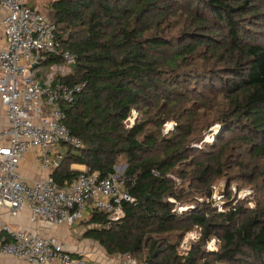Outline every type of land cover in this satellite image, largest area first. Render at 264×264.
<instances>
[{
	"label": "trees",
	"instance_id": "16d2710c",
	"mask_svg": "<svg viewBox=\"0 0 264 264\" xmlns=\"http://www.w3.org/2000/svg\"><path fill=\"white\" fill-rule=\"evenodd\" d=\"M255 1L53 0L46 6L55 38L76 61L52 82L85 85L63 106L65 125L83 148L67 147L49 177L62 186L79 173L71 167L82 165L102 179L122 161V189L136 201L123 205L118 222L102 212L86 222L83 238L107 256L143 264H264V34L247 28L260 15ZM64 63L44 56L35 69ZM44 77L37 72L41 83ZM132 110L137 118L127 129ZM168 123L174 124L169 131ZM216 124L220 135L203 143L202 132ZM222 181L251 188L254 209L234 206L231 192L221 213L205 204ZM195 197L204 202L178 213L177 201ZM193 231L197 241L179 254ZM211 241L214 251L206 249Z\"/></svg>",
	"mask_w": 264,
	"mask_h": 264
},
{
	"label": "built area",
	"instance_id": "2783aa9c",
	"mask_svg": "<svg viewBox=\"0 0 264 264\" xmlns=\"http://www.w3.org/2000/svg\"><path fill=\"white\" fill-rule=\"evenodd\" d=\"M0 9L5 12L0 101L7 118L8 140L0 145V257L29 264H97L86 257H74L53 237L13 229L1 220L4 214L15 220L27 210L28 224L33 228L40 223L71 228L90 211L105 213L110 222H118L124 217L123 205L136 201L123 191L121 176L99 179L85 169L58 186L50 177L30 181L20 175L18 167L28 154H33L35 164L50 176L60 159L57 147L83 148V141L65 125L63 106L72 105L85 85L70 86L51 79L41 83L34 66L38 67L44 56L60 57L69 64L74 62L73 56L55 38V26L27 6L26 0H0ZM135 117L132 110L125 123L131 127ZM168 201L175 204L173 199ZM184 210L177 208L178 213ZM197 239V232L187 233L180 243L181 254L186 255ZM111 264L137 262L123 256Z\"/></svg>",
	"mask_w": 264,
	"mask_h": 264
},
{
	"label": "crops",
	"instance_id": "0c3cea01",
	"mask_svg": "<svg viewBox=\"0 0 264 264\" xmlns=\"http://www.w3.org/2000/svg\"><path fill=\"white\" fill-rule=\"evenodd\" d=\"M26 1H29L30 4L33 3L34 6H31L32 8H35L38 11L42 10V6L37 5L34 0ZM29 3L27 2L28 5ZM4 16L5 12L0 9V49L5 47V38L3 34ZM1 77L2 73L0 72V78ZM6 130L7 118L5 115V110L0 101V145H5L8 142L7 138L5 137ZM71 168L77 171L85 170V167L82 165H73ZM18 172L22 177L30 181H36L49 177V173L47 171L41 169L35 164L33 154H28L23 159V161H21L18 167ZM92 213L93 212L88 211L85 218L71 228H68L64 225H49L46 223H40L36 228H33L28 224L29 212L27 210H23L15 220L9 219L5 214L2 216L1 220L4 224H9L13 229H23L30 232L39 233L44 237L55 238L64 247V249L70 252L73 256L86 257L97 264H111L112 261L115 260L114 257L107 256L105 251L97 242L91 239L83 238L85 229L88 228L86 222L91 218ZM0 264L29 263L11 258L0 257Z\"/></svg>",
	"mask_w": 264,
	"mask_h": 264
},
{
	"label": "rangeland",
	"instance_id": "374dc122",
	"mask_svg": "<svg viewBox=\"0 0 264 264\" xmlns=\"http://www.w3.org/2000/svg\"><path fill=\"white\" fill-rule=\"evenodd\" d=\"M34 1L36 2L37 5L42 6V10H39V11L44 16H46L45 15V8L53 0H34ZM27 2L29 3V1H26V4H27ZM28 6L30 8H32L31 6H34V5H33V3H31V4L29 3ZM253 6H254V8H258L260 10L259 11L260 15H258L257 18H253L251 20L252 23H247V28L250 29L251 31L256 32L257 34L261 33V35H263L264 34V0L255 1L253 3ZM262 42H264V41H262ZM74 63H76V61H74ZM70 64L66 62L62 66L56 67L53 69L46 68V69L42 70L40 68L38 70V73L41 74V77H42V75L43 76L45 75V77L43 78V81H48L50 79L52 80V78H55L56 76L67 74L68 72H71V71H69ZM192 95H194V94H192ZM135 118H137V113H136ZM134 121H133V123H134ZM125 124H126L125 126L127 129L130 128L128 123H125ZM173 127H174L173 123H168L166 125V129L168 131L170 129H172ZM220 133H221L220 126L218 124H216L215 126L211 127L209 130L202 132V134H201L202 142L207 143V144H213L214 141L216 140V138L220 135ZM229 137H233V136H229ZM192 147L198 148L199 144H192ZM67 149L68 148L66 146H59V147H57L56 150H57V153L63 154L67 151ZM125 168H126L125 164L122 163V161H119L118 164L114 168L115 175L118 177L122 176V174L125 171ZM227 192L232 193L231 194V196H232L231 202H233L234 206H237V204H239V205L241 204L242 206L248 208L249 210L254 209V203H253L254 191L251 188L243 186V185L242 186H236V185L229 186V184L224 183V181L217 183L216 186L213 187L212 199L210 201H206L205 204L210 203L214 208H216L218 213L223 212L224 207L226 206V202H227V199H226ZM194 200L195 201L193 203L188 202V203H184V204H181L179 201H177L176 209L178 208V206L180 204H181L180 206H182V208L194 209V208H196V204H202L204 202V200L201 199L200 197H195ZM87 213H88V211L84 212V216H86ZM206 249L208 251L216 250L215 242L214 243H212V241L208 242V244H206ZM178 253L181 254L180 248H179ZM121 257H123V256L117 255L114 258L116 260V259L121 258ZM131 258H133V257H131ZM133 259L137 262V264H143L138 259H136V258H133Z\"/></svg>",
	"mask_w": 264,
	"mask_h": 264
},
{
	"label": "water",
	"instance_id": "95a60500",
	"mask_svg": "<svg viewBox=\"0 0 264 264\" xmlns=\"http://www.w3.org/2000/svg\"><path fill=\"white\" fill-rule=\"evenodd\" d=\"M34 68H37V66L35 65Z\"/></svg>",
	"mask_w": 264,
	"mask_h": 264
}]
</instances>
